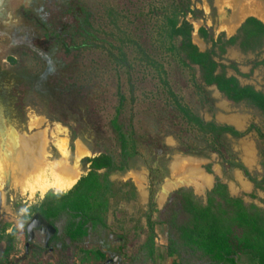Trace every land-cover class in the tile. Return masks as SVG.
<instances>
[{"label":"rangeland","instance_id":"374dc122","mask_svg":"<svg viewBox=\"0 0 264 264\" xmlns=\"http://www.w3.org/2000/svg\"><path fill=\"white\" fill-rule=\"evenodd\" d=\"M172 5H188L192 10L185 19L192 24L193 43L202 51L211 43L200 36L201 27L208 36L216 38L224 33L230 37L248 16L264 22V0H0V158L11 159L15 140L40 136V147L47 156L43 161L59 159L58 147L65 146L70 164L76 161L78 181L90 170L86 157L118 152L113 118L121 93L125 101L117 114L118 124L128 132L132 123L143 136L139 154L130 159L129 168L108 176L112 181H132L136 201L114 205L108 198L106 227L72 223L73 239L67 233L69 211L63 208L67 204L77 206L79 194L64 201L52 197L73 186L65 191L31 194L15 182L13 162L7 163L0 182V264H109L111 253H102L100 238L105 237L111 252L117 254L121 235H126L128 242L126 253L134 254L144 233L147 236L138 226L142 223L147 228L142 215L149 201L157 209L152 218L158 221L178 188L190 189L204 201L219 180L231 195L264 205V188L255 187L242 169L229 167L214 151L192 154L193 141L201 146L206 142L192 133V127L175 110L176 99L206 121L229 124L244 132L238 138L224 136V142L249 175L261 179L264 112L229 101L213 85L204 87L210 104L201 100L193 79L198 69L182 62L177 40L160 34ZM81 6L98 37L94 42L102 47L67 49L56 44L55 34L61 33L68 44L83 40L74 26L76 16L85 14ZM109 51L114 55L124 52L128 65L119 64ZM215 59L227 66L234 62L238 71L227 67V75L264 93V40L260 47L245 51L237 45L228 46L222 60ZM79 147L83 149L81 155H77ZM150 164L155 169L153 175ZM46 195L54 205L47 221H53L56 231L44 246L43 233L34 229L26 250L25 224ZM154 231L155 259L147 264H179L177 256L166 255L167 226L155 224ZM118 260L119 264H139L121 255ZM240 260V264H249L246 256ZM188 263L192 264V256Z\"/></svg>","mask_w":264,"mask_h":264},{"label":"trees","instance_id":"16d2710c","mask_svg":"<svg viewBox=\"0 0 264 264\" xmlns=\"http://www.w3.org/2000/svg\"><path fill=\"white\" fill-rule=\"evenodd\" d=\"M80 9L85 14L76 16L78 19L74 26L84 36L83 40L79 44H68L61 33L55 34L58 37L56 44L60 43L67 49L102 47V44L94 42L98 37L91 31L92 25L88 20L85 7L81 6ZM172 9L170 14L165 15L160 34L171 40H177L182 62L192 69H198V76H194L193 79L194 86L202 94L201 100L210 104L204 87L213 85L229 101L242 102L264 112V93L251 85H241L234 75H227V67L238 71L234 62H230L227 66L215 59L222 60V55L228 46L237 45L243 51L260 47L264 40V22L254 16H248L239 25L237 32L230 37H226L224 33H220L216 38L212 35L208 36L206 30L201 27L200 36L211 43L209 49L202 51L193 43L191 39L193 27L185 19V14L192 11L190 7L172 5ZM45 26L44 29L47 32L48 28ZM109 54L119 64L128 65L124 52L114 55L109 51ZM63 71L61 70L59 74L62 75ZM118 101L116 116L113 118L118 134L117 154L100 152L93 157H86L85 160L90 163V170L66 193L52 195L53 198H61L64 201L73 194H79L77 206L67 204V207L63 208L69 211L67 233H70L72 239L74 238L71 232L72 223L90 224L92 228L97 225L101 228L106 227L104 212L108 198L112 199L114 205H118L121 201L137 199V190L132 181H112L108 178L111 172L129 168L130 159L139 154L138 146L143 138L137 133V127L134 124L129 123L128 132H124L118 124L117 114L120 113L125 101L123 93L120 94ZM174 103L175 110L181 113L186 124L192 127V133L201 135L206 142L201 146L196 143L197 141H193L195 143L192 142V154H201L206 149L214 151L229 167L242 169L255 187L264 188V177L257 179L255 176H250L224 142V136L238 138L244 132H240L229 124L206 121L194 109L191 110L177 99ZM261 135L264 136V134ZM151 158L153 160L154 157L151 156ZM149 169L152 175L155 174L152 164L149 165ZM47 199L48 195L42 199L36 209L46 220H48L49 210L54 207ZM156 211L154 203L150 200L148 209L142 215L145 217L146 229L140 223V219H137L140 223L138 226L140 232L147 231V236L144 233L143 242L134 254L126 253L128 242L126 235H121L120 243L115 251L121 256L128 257L131 263L138 261L136 263L147 264L149 259H155L154 226L165 224L167 226L166 255L177 256L179 264L185 262L189 264L191 256L192 264H240V258L243 256L248 257L249 264H264V205L260 207L255 203L245 202L241 197L231 195L226 185L219 180L206 193L204 201L190 189L178 188L171 194L168 205L162 212L163 217L158 221L152 218ZM50 223L52 224L53 221ZM99 247L109 249L110 244L105 237L100 238ZM160 256L159 254L158 257Z\"/></svg>","mask_w":264,"mask_h":264},{"label":"bare ground","instance_id":"6f19581e","mask_svg":"<svg viewBox=\"0 0 264 264\" xmlns=\"http://www.w3.org/2000/svg\"><path fill=\"white\" fill-rule=\"evenodd\" d=\"M36 123L38 124L40 122ZM23 139L24 138H22V140L19 139V142L16 140L14 141V146L12 147L14 152H11V159H7L5 156L0 158L1 183L4 179V171L6 170L5 165L13 162L12 173L14 175L15 182L20 184L23 191H29L31 194L34 191H39L42 194L50 189L55 191H65L75 184L78 179L76 161L75 164H70V157L65 146L59 145L58 147L60 154L59 159L53 162H44L43 159L47 156L43 154V150L45 148L41 149L40 147V136L30 137L26 140ZM82 150V147H79L77 149V155H79Z\"/></svg>","mask_w":264,"mask_h":264},{"label":"water","instance_id":"95a60500","mask_svg":"<svg viewBox=\"0 0 264 264\" xmlns=\"http://www.w3.org/2000/svg\"><path fill=\"white\" fill-rule=\"evenodd\" d=\"M2 202V195L0 191V207ZM37 228L41 233L44 234V246H47L48 240L55 233L56 227H54L50 222H48L41 214L38 212L34 213L32 217L25 224V230L27 233V243L33 241L34 229Z\"/></svg>","mask_w":264,"mask_h":264},{"label":"crops","instance_id":"0c3cea01","mask_svg":"<svg viewBox=\"0 0 264 264\" xmlns=\"http://www.w3.org/2000/svg\"><path fill=\"white\" fill-rule=\"evenodd\" d=\"M101 250H102V253H104V252H110L111 254H110V256L111 257H108V263L110 264L112 261H113V264H119V260H118V257H120V255H118V253L116 254V252H111V248L109 247V249L107 250L105 247H103V248H101ZM108 252V253H109ZM117 255V256H116ZM111 258H114V260L112 259L111 260ZM120 259V258H119ZM105 264V263H104Z\"/></svg>","mask_w":264,"mask_h":264},{"label":"flooded vegetation","instance_id":"af4514ba","mask_svg":"<svg viewBox=\"0 0 264 264\" xmlns=\"http://www.w3.org/2000/svg\"><path fill=\"white\" fill-rule=\"evenodd\" d=\"M35 229H37V228H35ZM44 235V234H43ZM44 237V236H43ZM27 247V248H26ZM25 248H26V250H28V248H29V244L26 246Z\"/></svg>","mask_w":264,"mask_h":264}]
</instances>
